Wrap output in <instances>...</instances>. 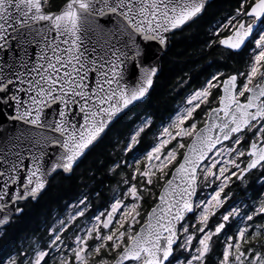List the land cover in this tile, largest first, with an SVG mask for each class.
Here are the masks:
<instances>
[{"label": "snow or ice", "instance_id": "snow-or-ice-1", "mask_svg": "<svg viewBox=\"0 0 264 264\" xmlns=\"http://www.w3.org/2000/svg\"><path fill=\"white\" fill-rule=\"evenodd\" d=\"M212 3L0 0V264H264V0ZM191 25L223 59L158 115ZM57 177L44 234L17 228Z\"/></svg>", "mask_w": 264, "mask_h": 264}, {"label": "trees", "instance_id": "trees-1", "mask_svg": "<svg viewBox=\"0 0 264 264\" xmlns=\"http://www.w3.org/2000/svg\"><path fill=\"white\" fill-rule=\"evenodd\" d=\"M64 0H56V3L62 4ZM229 7V0H213V3L208 9V14L211 15L220 9V15ZM206 25L197 27V25H191L185 27L183 31H178L172 39V47L168 50L161 60V72L156 81V88L153 92L152 98L149 103L152 107L148 108L149 111L156 112L158 115L166 114V110L172 107L174 101L178 98L175 96V92L179 91L184 84H180L181 79L185 80V83L189 79L193 80L191 87L196 88L202 83L205 78L216 70V65L212 64L214 60H221L217 53L208 54L209 50L203 43L206 31ZM212 64V66H209ZM235 67L234 62H230V67L222 69V71L229 72ZM175 97V98H173ZM120 125H117L119 128ZM94 157H89V160L82 166L88 168ZM102 161V157L100 158ZM100 178L99 176L97 177ZM79 183V178L76 181ZM105 185H108V181H105ZM73 182L68 179L57 177L53 181V187L49 193L41 199L40 203L36 206L29 205V216L22 219L16 227L19 229H25L28 234L31 235V229L41 228L38 235H43L42 225L37 224V218L40 221L44 219V212L48 208L55 209L56 203L54 200L56 197H63L59 203L63 204L68 199L73 190ZM21 235L25 232L21 231Z\"/></svg>", "mask_w": 264, "mask_h": 264}, {"label": "rangeland", "instance_id": "rangeland-1", "mask_svg": "<svg viewBox=\"0 0 264 264\" xmlns=\"http://www.w3.org/2000/svg\"><path fill=\"white\" fill-rule=\"evenodd\" d=\"M182 99H183V96L182 95L181 96H178V98L172 104V107L176 106L180 102V100H182ZM149 139H151V137H149ZM188 140H189V138H185L184 143L186 144L188 142ZM112 186L114 187V185H112ZM144 207L147 209L148 208V205H145Z\"/></svg>", "mask_w": 264, "mask_h": 264}, {"label": "water", "instance_id": "water-1", "mask_svg": "<svg viewBox=\"0 0 264 264\" xmlns=\"http://www.w3.org/2000/svg\"><path fill=\"white\" fill-rule=\"evenodd\" d=\"M177 32H178V31H177ZM201 126H202V125H201ZM191 143H192V140L189 139L188 142L186 143V145H187V144H191ZM184 150H186V148H185Z\"/></svg>", "mask_w": 264, "mask_h": 264}, {"label": "flooded vegetation", "instance_id": "flooded-vegetation-1", "mask_svg": "<svg viewBox=\"0 0 264 264\" xmlns=\"http://www.w3.org/2000/svg\"><path fill=\"white\" fill-rule=\"evenodd\" d=\"M251 179H252V177H249V180H251ZM233 191H236V189L234 188Z\"/></svg>", "mask_w": 264, "mask_h": 264}]
</instances>
